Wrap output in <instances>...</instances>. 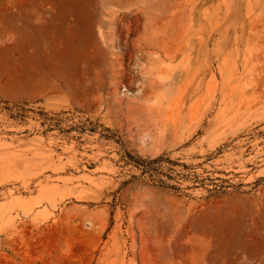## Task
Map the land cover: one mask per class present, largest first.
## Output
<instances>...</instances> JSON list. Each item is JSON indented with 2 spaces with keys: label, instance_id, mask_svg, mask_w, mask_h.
<instances>
[{
  "label": "rangeland",
  "instance_id": "374dc122",
  "mask_svg": "<svg viewBox=\"0 0 264 264\" xmlns=\"http://www.w3.org/2000/svg\"><path fill=\"white\" fill-rule=\"evenodd\" d=\"M0 264H264V0H0Z\"/></svg>",
  "mask_w": 264,
  "mask_h": 264
}]
</instances>
